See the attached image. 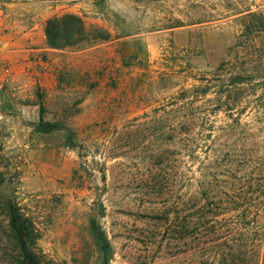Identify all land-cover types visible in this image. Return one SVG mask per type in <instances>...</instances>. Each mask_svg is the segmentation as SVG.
I'll return each mask as SVG.
<instances>
[{
    "label": "rangeland",
    "instance_id": "1",
    "mask_svg": "<svg viewBox=\"0 0 264 264\" xmlns=\"http://www.w3.org/2000/svg\"><path fill=\"white\" fill-rule=\"evenodd\" d=\"M0 12V47H28L0 51V264H18L8 203L42 264H201L178 239L198 176L189 154L264 143V11L246 0H0ZM67 15L89 42L50 47L47 21ZM41 106L60 129L36 131Z\"/></svg>",
    "mask_w": 264,
    "mask_h": 264
},
{
    "label": "trees",
    "instance_id": "2",
    "mask_svg": "<svg viewBox=\"0 0 264 264\" xmlns=\"http://www.w3.org/2000/svg\"><path fill=\"white\" fill-rule=\"evenodd\" d=\"M73 27L76 38H73ZM89 35L85 23L73 15L53 18L46 24L50 47H62L65 38L72 39L73 44H87ZM43 112L41 106L37 132L51 133L61 128L45 122ZM222 136L228 138L229 135ZM197 137L212 141L211 133L198 132ZM244 141L240 147L225 144L190 151L189 156L198 163V176L190 184L191 194L183 197L179 204L183 217L178 239L195 249L201 264H215L218 258L219 264H264V252L260 255L247 251L248 243L258 248L264 245V221L250 218L264 214V143L255 138ZM7 217L18 251L17 263L42 264L31 247L35 240L31 225L16 204H7ZM188 225H192L190 231ZM93 231H96L95 226ZM97 239L105 242L103 235ZM210 253L212 257H206Z\"/></svg>",
    "mask_w": 264,
    "mask_h": 264
},
{
    "label": "crops",
    "instance_id": "3",
    "mask_svg": "<svg viewBox=\"0 0 264 264\" xmlns=\"http://www.w3.org/2000/svg\"><path fill=\"white\" fill-rule=\"evenodd\" d=\"M0 14H1V12H0ZM15 44V42H10L9 43V46L7 47V48H4V47H0V51H1V54H3L5 57L6 56H8L9 54L10 55H12V53L14 52V51H23V49H24V51H27V49H28V47H26V48H22V47H19V46H15L14 45Z\"/></svg>",
    "mask_w": 264,
    "mask_h": 264
},
{
    "label": "built area",
    "instance_id": "4",
    "mask_svg": "<svg viewBox=\"0 0 264 264\" xmlns=\"http://www.w3.org/2000/svg\"><path fill=\"white\" fill-rule=\"evenodd\" d=\"M253 8H259L264 11V0H246Z\"/></svg>",
    "mask_w": 264,
    "mask_h": 264
}]
</instances>
